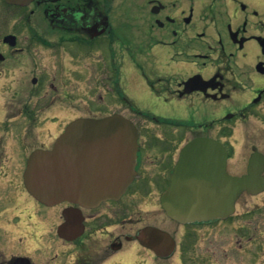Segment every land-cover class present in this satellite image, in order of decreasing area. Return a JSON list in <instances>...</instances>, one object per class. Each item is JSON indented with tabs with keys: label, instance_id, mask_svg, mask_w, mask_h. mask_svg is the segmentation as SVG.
Here are the masks:
<instances>
[{
	"label": "flooded vegetation",
	"instance_id": "obj_1",
	"mask_svg": "<svg viewBox=\"0 0 264 264\" xmlns=\"http://www.w3.org/2000/svg\"><path fill=\"white\" fill-rule=\"evenodd\" d=\"M186 1L146 0L154 20L143 49L128 45L126 23L127 7L140 9L143 0H34L23 8L30 12L17 30L15 7L1 0L0 264H65V255L71 256L69 264H93L96 240L97 255L99 241L108 240V249L115 254L121 253L126 243H137L150 252V259L166 261L181 252L182 264H249L234 261L235 247L231 251L215 247L211 240L208 244L207 234L235 218L244 194L258 196L264 191L240 193L235 212L226 218L187 222L166 213L162 196L171 187L182 149L199 137L214 139L227 148L226 173L231 177L247 174L256 152L254 165L262 169L264 178V153L256 146L240 171H230L233 152L220 135L226 122L247 120L264 102V0L224 2L222 17H229L227 8L235 12L225 22L223 33L208 26L209 36L203 28L190 30L194 8L187 10ZM34 16L42 21H33ZM139 29L137 26L136 32ZM10 35L15 41L7 39ZM130 49L139 51L138 59H128ZM217 52L220 57L216 58ZM127 61L148 87L143 106L130 99L122 84ZM254 71L259 76L255 77ZM224 102L232 109L220 107L219 117L203 118L193 125L185 117L142 111L149 103L169 107ZM103 111L107 116L128 118L138 130L136 174L124 194L97 207L70 202L48 206L32 197L25 185L31 153L52 149L65 130L60 131L61 125L68 126L81 117H105L100 116ZM47 125L54 127L47 138L50 144L40 143L31 151L28 140L41 138L42 127ZM206 126L208 130L218 127L220 134H209ZM192 131L201 133L191 136ZM67 217L76 231H82L72 241L58 234ZM47 225L57 243L73 246L71 253L63 250L64 255L56 253L48 260ZM149 228L163 234L150 236ZM108 259L102 254L97 264Z\"/></svg>",
	"mask_w": 264,
	"mask_h": 264
},
{
	"label": "water",
	"instance_id": "obj_2",
	"mask_svg": "<svg viewBox=\"0 0 264 264\" xmlns=\"http://www.w3.org/2000/svg\"><path fill=\"white\" fill-rule=\"evenodd\" d=\"M6 1L26 6L33 0ZM262 46L264 53V42ZM137 136L133 123L121 115L78 119L52 150L31 154L25 172L27 189L51 206L69 201L96 207L102 201L118 199L135 174ZM256 156L249 174L235 178L226 173L227 151L222 144L209 138L191 141L182 150L171 187L162 197L163 208L179 222L228 217L234 213L240 193L264 191L262 169L254 165ZM67 218L59 234L73 240L78 231ZM148 234L163 233L149 228Z\"/></svg>",
	"mask_w": 264,
	"mask_h": 264
},
{
	"label": "rangeland",
	"instance_id": "obj_3",
	"mask_svg": "<svg viewBox=\"0 0 264 264\" xmlns=\"http://www.w3.org/2000/svg\"><path fill=\"white\" fill-rule=\"evenodd\" d=\"M143 6L140 9L134 7H127L126 23H127V43L128 45L141 47L144 49L149 38L147 35L150 34V23L154 20L150 9L146 5V0H143ZM166 3V0H162ZM230 0H187L186 9L190 10L194 8V17L192 20L190 30L193 31L195 28L201 30L204 29L208 36L210 34L209 27H216L219 29V33H223L225 22L230 19L233 12V8H227L229 17L221 14L222 5L224 2H229ZM2 3L0 0V7ZM132 5V4H131ZM259 4L256 3V8L258 9ZM4 10L8 8L3 6ZM226 9V10H227ZM224 13L225 9L223 8ZM30 9H16L14 8V28L19 29L20 24L27 20ZM33 21H42L40 16L32 17ZM132 23H137L140 29L136 32L135 28L137 26ZM209 26V27H208ZM206 27H208L206 29ZM223 30V31H222ZM190 31V36L192 37L193 32ZM201 32V31H200ZM3 33L2 18H0V36ZM140 35V37L138 36ZM21 37H24L21 34ZM142 39V41H141ZM193 43V40L191 41ZM214 45V42L211 41ZM216 47V46H215ZM141 48V49H142ZM218 48V47H216ZM219 49V48H218ZM128 59H138L139 51L136 49H130L127 53ZM215 57H220L219 52L216 53ZM237 75H240L238 70H235ZM255 77L259 76L256 71H254ZM122 84L126 86V93H128L130 99H132L138 105H142L145 92L148 87L145 80H141L136 76V71L131 69L127 61L126 74L122 78ZM254 85V83H253ZM242 96V94H240ZM229 103L224 102L221 105H215L213 103L206 105H197L195 103H189L188 105L179 106L177 104L161 107L153 104H148L146 107H142L144 112H155L161 116H170L171 118H187L193 125L195 123L203 122V118L206 120L213 119L214 116L219 117V108L232 109L231 106H227ZM143 106V105H142ZM221 108V109H222ZM130 109V108H129ZM87 111V110H84ZM234 111V110H229ZM236 111V110H235ZM108 113L103 111L100 116H107ZM67 125H61L60 131L66 128ZM209 134L213 136L219 135L218 127L212 126V129L208 130ZM204 128V129H206ZM41 138L32 137L28 140L30 150H34L40 147V143L50 144L51 138L50 131L54 133L53 126L42 127ZM58 131V134L60 133ZM205 132V130H203ZM63 132V131H62ZM205 132V133H207ZM199 131H192L191 136H194ZM221 138L223 142L227 145L233 153V157L229 163V170L232 172H237L242 169L245 158L251 152L252 146L258 147V149L264 153V102L261 103L253 112V114L244 121H228L222 126ZM47 236L45 239L47 249V256L55 257V254L64 255L61 252L64 250L66 253H71L74 249L72 245H66L64 242L57 243L55 238L49 234V225H47ZM209 240L214 243L215 247L224 246V248L231 249V251L236 248V259L234 261H244L249 264H264V193L258 196H251L249 194H244L240 199L238 211L235 218L226 224V226H219L215 230H210L207 234ZM108 240L99 241V253H95L97 248V240L93 242V257L91 262L97 264V257L100 255H105L108 261L104 264H182V253L176 252L172 258L161 261L155 258L149 257L150 252L143 249L137 243H131L130 245L125 244V248L121 253L115 254L114 251L108 249ZM222 249V248H220ZM127 251V252H126ZM115 254V255H114ZM149 258V259H148ZM146 260L148 262H146ZM51 261V260H50ZM71 256L65 255L64 263L69 264L71 262Z\"/></svg>",
	"mask_w": 264,
	"mask_h": 264
}]
</instances>
